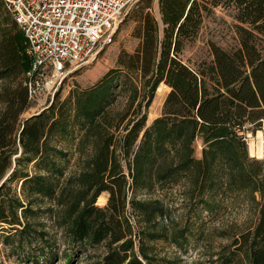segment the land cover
<instances>
[{"label":"trees","instance_id":"trees-1","mask_svg":"<svg viewBox=\"0 0 264 264\" xmlns=\"http://www.w3.org/2000/svg\"><path fill=\"white\" fill-rule=\"evenodd\" d=\"M217 8L231 10L237 45L209 41L210 60L190 65L183 53ZM126 17L132 52L24 118L45 71L31 72L28 42L0 0L1 243L34 264L54 260L59 239L80 253L103 245L94 264H183L178 253L214 233L226 244L210 264H264V162L245 138L264 126V0H138ZM161 84L169 91L147 125ZM235 208L241 221L209 232ZM158 242L177 255L159 256Z\"/></svg>","mask_w":264,"mask_h":264},{"label":"rangeland","instance_id":"rangeland-1","mask_svg":"<svg viewBox=\"0 0 264 264\" xmlns=\"http://www.w3.org/2000/svg\"><path fill=\"white\" fill-rule=\"evenodd\" d=\"M136 0L122 15L121 21L117 26L116 33L113 36L112 43L109 46L103 47L99 50L94 60L88 62L85 65L69 68L68 72L62 76L52 77L50 70H45V74L40 78V83L35 91L30 109L23 115L27 118L33 114L40 112L53 98L56 92L60 93L61 97H65L68 91L75 85L81 88H86L98 81L102 75L109 69L113 68L116 64L117 56L121 50L132 52L137 47V40L133 37V31L136 23L133 19H128L126 15L129 13ZM156 0H154V6ZM156 11V7H155ZM233 18L231 10H225L217 8L212 17L206 19L203 23L202 29L198 36V39L191 45L187 46L183 53V60L190 65L201 60H210V51L208 43L214 42L216 45L223 49H231L237 45L236 35L233 30ZM160 92L155 93L153 102L148 110L147 125L152 120L158 117L161 113L164 99L169 91V88L161 84ZM246 143L248 146V152L251 157L262 159L264 162V126L261 130L255 134L248 132L245 134ZM200 143H197L196 155L200 153ZM75 171L74 161L70 160V163L66 169V175H70ZM14 187V185H13ZM16 190H19V186H16ZM177 192H173L175 194ZM107 194H102L97 199L96 205L103 207L106 204ZM176 202V201H175ZM179 214V213H178ZM204 219H207L206 215H203ZM244 218V213L240 209H233L226 214L221 221H214L212 224L208 223L209 232L212 229L220 227L222 224L231 221H241ZM40 222L46 223L45 219ZM45 229L54 234L53 230L49 228L48 223ZM1 234V232H0ZM57 238L60 234L57 232ZM204 241L203 244H191L186 253H178L177 250L165 243L158 242L156 244V253L159 256H165L172 258L178 255L181 257L183 264H194L196 262H202L203 264H210V255L214 254L219 248L226 244L225 240L217 239L214 233H210V236ZM36 254L35 247L30 249ZM57 255L54 260H51V264H94L98 262L105 254L106 249L103 245L89 249L88 252L80 253L75 249H71L70 246L64 245L59 239L56 245ZM18 256V259H16ZM71 257V262L68 263L67 258ZM214 259V258H213ZM22 253L20 251H13L1 243L0 240V263L1 264H34L26 263L23 261ZM50 262L48 264H50Z\"/></svg>","mask_w":264,"mask_h":264},{"label":"built area","instance_id":"built-area-1","mask_svg":"<svg viewBox=\"0 0 264 264\" xmlns=\"http://www.w3.org/2000/svg\"><path fill=\"white\" fill-rule=\"evenodd\" d=\"M1 1L28 42L31 72L50 70L58 77L109 46L123 13L136 0ZM35 91L29 85L32 100Z\"/></svg>","mask_w":264,"mask_h":264},{"label":"bare ground","instance_id":"bare-ground-1","mask_svg":"<svg viewBox=\"0 0 264 264\" xmlns=\"http://www.w3.org/2000/svg\"><path fill=\"white\" fill-rule=\"evenodd\" d=\"M160 92V88L157 89V94Z\"/></svg>","mask_w":264,"mask_h":264},{"label":"water","instance_id":"water-1","mask_svg":"<svg viewBox=\"0 0 264 264\" xmlns=\"http://www.w3.org/2000/svg\"><path fill=\"white\" fill-rule=\"evenodd\" d=\"M2 183V182H1Z\"/></svg>","mask_w":264,"mask_h":264}]
</instances>
